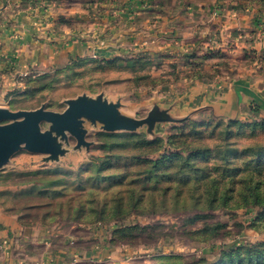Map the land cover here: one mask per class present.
<instances>
[{
  "label": "rangeland",
  "instance_id": "1",
  "mask_svg": "<svg viewBox=\"0 0 264 264\" xmlns=\"http://www.w3.org/2000/svg\"><path fill=\"white\" fill-rule=\"evenodd\" d=\"M151 1L172 11L175 0ZM152 46L150 55L93 57L38 75L0 106L63 112L88 97L139 117L147 100L171 91L173 49ZM81 126L82 143L56 135L54 156L15 152L1 169L0 200L62 232L116 233L112 245L128 248L130 264H264V120L198 111L151 130Z\"/></svg>",
  "mask_w": 264,
  "mask_h": 264
},
{
  "label": "crops",
  "instance_id": "2",
  "mask_svg": "<svg viewBox=\"0 0 264 264\" xmlns=\"http://www.w3.org/2000/svg\"><path fill=\"white\" fill-rule=\"evenodd\" d=\"M156 7L149 0H0V100L80 60L150 55L157 45L173 49L171 91L147 100L150 109L136 118L147 119L158 105L156 125L198 111L263 120L264 2L175 0L172 11ZM96 228L86 235L26 224L0 200V264H130L128 248L113 246L102 229L98 240Z\"/></svg>",
  "mask_w": 264,
  "mask_h": 264
},
{
  "label": "water",
  "instance_id": "3",
  "mask_svg": "<svg viewBox=\"0 0 264 264\" xmlns=\"http://www.w3.org/2000/svg\"><path fill=\"white\" fill-rule=\"evenodd\" d=\"M158 109V105H156L147 119H138L122 113L115 105L88 97L71 100L63 112L47 109L44 106L19 110L0 106V170L9 162L11 156L23 146L32 153H49L53 156L58 154L60 149L56 142V135L66 131L75 134L79 142L82 143L84 127L81 124L84 119L104 123L106 128H146L151 130L160 124L156 125L153 122L154 112H157ZM44 121L51 124L49 130L42 129ZM144 123L149 125L148 128L143 126Z\"/></svg>",
  "mask_w": 264,
  "mask_h": 264
},
{
  "label": "trees",
  "instance_id": "4",
  "mask_svg": "<svg viewBox=\"0 0 264 264\" xmlns=\"http://www.w3.org/2000/svg\"><path fill=\"white\" fill-rule=\"evenodd\" d=\"M78 1V0H77ZM150 2H152L154 5H157V7L156 8H160V11L161 12H164L165 10V8L163 7V6H160L159 4H157V3H155V2H153V1H151V0H149ZM239 1H260V2H264V0H239ZM264 120V119H263ZM206 191V192H205ZM202 194H204V198H206V197H213L212 195H214L213 194V188H211V187H208V188H206L205 190H204V193H202ZM203 198V197H202ZM201 201V200H200ZM210 202L211 203H213L214 202V197L213 198H210ZM21 217H22V219H23V221L26 223V224H37V223H34V222H30V221H27L26 219H25V217L23 216V215H21ZM39 224V223H38ZM41 224V223H40ZM42 224H46V225H48L47 223H42ZM111 241L113 242V243H117L116 241H118V240H116V233H114L113 235H112V237H111Z\"/></svg>",
  "mask_w": 264,
  "mask_h": 264
},
{
  "label": "built area",
  "instance_id": "5",
  "mask_svg": "<svg viewBox=\"0 0 264 264\" xmlns=\"http://www.w3.org/2000/svg\"><path fill=\"white\" fill-rule=\"evenodd\" d=\"M5 245V241H0V249H4Z\"/></svg>",
  "mask_w": 264,
  "mask_h": 264
}]
</instances>
